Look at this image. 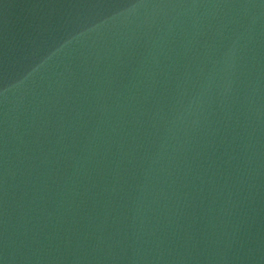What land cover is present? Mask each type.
<instances>
[{
    "label": "water",
    "instance_id": "95a60500",
    "mask_svg": "<svg viewBox=\"0 0 264 264\" xmlns=\"http://www.w3.org/2000/svg\"><path fill=\"white\" fill-rule=\"evenodd\" d=\"M0 264H264V0H0Z\"/></svg>",
    "mask_w": 264,
    "mask_h": 264
}]
</instances>
